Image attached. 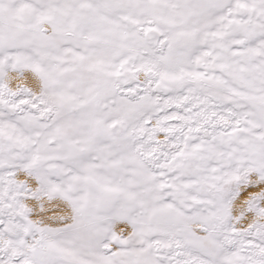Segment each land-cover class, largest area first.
<instances>
[{
  "label": "snow or ice",
  "instance_id": "6c2138e0",
  "mask_svg": "<svg viewBox=\"0 0 264 264\" xmlns=\"http://www.w3.org/2000/svg\"><path fill=\"white\" fill-rule=\"evenodd\" d=\"M0 264H264V0H0Z\"/></svg>",
  "mask_w": 264,
  "mask_h": 264
}]
</instances>
